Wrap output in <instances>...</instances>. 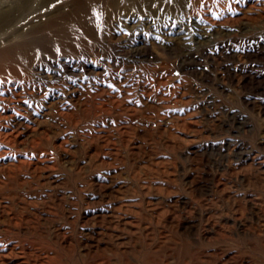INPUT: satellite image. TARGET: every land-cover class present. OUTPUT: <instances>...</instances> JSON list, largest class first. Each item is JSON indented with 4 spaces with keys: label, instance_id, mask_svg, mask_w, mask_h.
I'll list each match as a JSON object with an SVG mask.
<instances>
[{
    "label": "rangeland",
    "instance_id": "1",
    "mask_svg": "<svg viewBox=\"0 0 264 264\" xmlns=\"http://www.w3.org/2000/svg\"><path fill=\"white\" fill-rule=\"evenodd\" d=\"M0 264H264V0H0Z\"/></svg>",
    "mask_w": 264,
    "mask_h": 264
}]
</instances>
